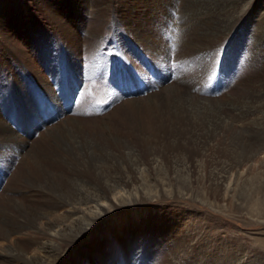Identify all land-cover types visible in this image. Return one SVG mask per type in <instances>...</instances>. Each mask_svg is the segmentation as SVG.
<instances>
[{
    "label": "rangeland",
    "instance_id": "rangeland-1",
    "mask_svg": "<svg viewBox=\"0 0 264 264\" xmlns=\"http://www.w3.org/2000/svg\"><path fill=\"white\" fill-rule=\"evenodd\" d=\"M57 1L0 0V119L1 121L4 120L3 122H6L5 124H8L9 128L15 133L14 141H10V136L3 137V139L0 134V213L5 214L8 219L15 217L20 221L23 218L20 217L21 213L18 209L22 204L23 206L30 204L28 207L33 208V210L38 206L37 209H42V212L44 209L47 211V208L50 210V206L53 204L49 206L47 204L52 203L53 195L45 194L41 190L40 192L32 190L33 184L29 183L31 184L29 185L27 182H30V180L25 179V175L22 176L30 171L34 177L38 176L33 181L45 182V177L37 171V169L40 171L42 166L53 171H61L62 169V172H64L66 170L67 173H64L67 175L73 174V176L71 175V177L69 176L64 180L63 183H66L68 188L71 186L73 190L77 189L76 183L79 180L74 176L75 170L62 166V162L55 161L52 155L54 156L56 153L59 154L61 151L69 149L67 144L76 140L75 136L80 134L76 121L88 122L89 124L86 125L89 131L93 132L99 129L98 125L104 118L109 117L112 124H115L117 128H121H118L119 132H122L121 134L124 136L129 135L128 137L133 138V135L128 130L129 123L127 118L130 111L126 107V103L131 101L153 102V109L150 112L146 111L144 115L147 117V114H150L154 117L159 113L156 110L158 105H161L162 102L163 104L167 103V95L169 94L167 91L169 89L171 93L175 90L178 91L177 95L172 96V101L182 102L189 97H195L203 104L208 105L200 113L199 120L207 124L210 121L212 122L211 124L214 126L204 127L205 130H208L207 132L204 130L203 133L208 137L213 136V138L208 141L206 150L203 151L198 161H196V166L198 167H196L195 171L190 168L189 163L184 164L182 167H176L179 169L175 171L176 168L173 164L172 172L158 170L153 175H147L148 177L146 175L142 176L138 184L136 183L139 188L141 186L142 189L140 188V191L146 187L145 191L152 188L155 192L160 188H157V186H161V183H170L171 188L176 190V194H173L174 196L170 195L169 197L168 194L164 198L159 194L158 197L151 198L141 194L142 198L139 202L123 207L121 210L109 209V214L101 217L104 219H101L99 223L92 219L90 227L87 226L83 232L78 226H74V228L71 226L72 228H67L64 230L65 232L63 231L62 237L52 238L49 235L50 231H47V228L44 227L46 224L43 225V228L41 227V230L44 229L43 232L29 230L27 235L13 234V236H10L11 238L9 237L10 240L9 238L7 239V241L11 242L12 251L4 248L6 242L2 231H6V229L1 227L0 264L23 263L21 254L24 253H21L18 244H16L19 241H22L20 248L24 246L29 253L36 251L34 247L40 246L42 241L46 242L50 248L46 249L43 254L50 257L51 261L49 264H264V121H262L264 120V36H262L264 29L256 25L259 22V11L264 9V0H246L244 6L246 9H243L242 12L239 9L244 5L243 0H234L232 3L235 6L234 10L236 9L242 14L236 15L237 19L235 17L227 19L226 16L222 27L218 31L212 26L213 23L210 25L205 24L208 17H219L218 8H213L212 11L209 10V14L205 13L203 9L204 0H186L187 2L185 0H175L178 6L176 15H180L182 18H174L175 25L170 28V36L167 37L166 43L169 41L167 46L171 53L165 61L164 67H167V72L154 66L153 57H155V54H149L144 44L136 41L130 33H124L121 29L116 28V34H111L113 26H109L110 31L106 28L107 24L111 23L112 18L104 14L99 15V10L101 8L103 10L106 3H108L111 4L113 13H118V17H122L121 6L124 0H102V2L101 0H96L97 6L93 5L95 3L94 0H89L90 3L81 4V7H78L79 0H63L68 7L77 11L79 16H83L84 22L89 21L93 25V29L100 32L97 33L100 36L93 38L94 42H98L97 52L95 53L92 49L86 52L85 47H83L82 51L84 54L86 52V57L82 58V60L79 57L83 55L77 57L83 63L82 68L86 61L85 58H87V61L88 59L89 61H94L96 65L91 67L88 72L84 70L85 68L81 69V74L79 73L78 77L72 76L69 71L68 66L71 60L68 55L69 52L65 51L62 47L63 45H61L62 39L59 37L60 24L51 17V12H54L53 5ZM192 1H194L192 3L194 8L190 6ZM184 3L185 5L188 3V17L186 19H183V16H185L184 12H179L182 10ZM198 5H202V7ZM87 7L90 8L89 11L93 12L90 13V11L87 14ZM151 9L144 13L145 17L150 18L155 15L157 9ZM94 10H96V15ZM162 12L164 13L163 10ZM44 15L46 16L44 17ZM88 15H90V18ZM61 16H63L62 13ZM107 18H109L108 21H106ZM228 21L231 22L229 23ZM191 22L193 23L191 24ZM144 23L146 24V20ZM190 24L193 26L191 27ZM194 26L195 29L193 28ZM145 28L154 30L151 21ZM10 30L13 32H9V34L16 40L17 45L29 55V59L26 61L25 59H20V67L23 70L21 80L18 79L17 73L19 72H17L16 65L10 61L11 53L13 55L16 53L11 48L12 44L9 43L11 37H9L7 31ZM190 30H193L191 35H189ZM159 32V28L155 27L154 40L159 41L161 39ZM77 33L82 35L79 31ZM192 44L194 45L193 47ZM196 44L198 46L195 48ZM213 48L215 49L213 50ZM258 51L261 52L259 53ZM214 53L215 55H213ZM185 55L189 58L196 57L193 60H197L199 65L201 64L203 67L201 69L196 67L195 69V66H190L194 67L191 70L189 66H187L188 69L180 66L176 62L177 58H185ZM207 63L208 65H206ZM259 65L261 67H258ZM29 66L35 67L41 76L48 79V81L52 80V95L40 79L34 73H31V71H34ZM178 70L180 71L178 72ZM178 75H181V77L177 78L176 76ZM14 77L19 81H15ZM159 80L162 81L159 82ZM155 81L156 85L154 86L152 82ZM245 81L248 85L243 83ZM12 85L16 86L21 94L16 92ZM251 87L258 91L260 90L256 95L253 94L252 98L247 99L246 102L252 104L249 103V105L245 102L241 104V109L235 110L230 104L231 100L238 95L241 96L244 90H250ZM24 93L31 99V107L33 109L31 113L28 111ZM178 94L180 99L182 97L183 99L180 100ZM212 108H215V110ZM219 109L224 110V114L219 115ZM243 112L244 114L242 115ZM247 115L248 117L251 115V118H248ZM255 118L257 119L255 120ZM240 119L244 121L246 126L248 125L247 127L250 126L244 133L245 136H249L250 141L248 143H241L239 135L232 134L233 127L241 124L242 121ZM250 119H253L254 123ZM41 121L43 123L40 124ZM210 128L212 129L210 130ZM256 129H259L258 132ZM252 130L254 132H251ZM21 138H23L25 145H23L24 142L20 144ZM259 145L261 146L259 147ZM260 148H262L261 151ZM233 152L236 154L233 155ZM44 153L48 154V156H45ZM250 153L252 156H250ZM229 155L231 157L249 156L254 158L250 159L247 165H241L238 172L231 170L225 173L222 168L227 162ZM43 156L44 158H42ZM103 162L105 163V160L101 163ZM39 163H42V166ZM77 165L80 167L79 164ZM96 165L100 166V162ZM184 166L186 170H189L186 171ZM198 170L199 172H197ZM102 172H109L108 163H106ZM114 173L112 172L111 174L115 176ZM222 177L226 181H223ZM211 181L217 184L215 185L214 183L213 185ZM218 183L222 185H218ZM225 183L227 185L231 183L232 189H227ZM28 191L31 192L28 193ZM91 192H96V190L93 189ZM9 199L15 200L12 202ZM58 216L61 217L62 215L60 216L58 213L56 215L52 214L49 218L42 219V223L56 219L63 220ZM120 218L125 220L123 224H118ZM64 221L68 222L63 220L57 221V223L62 225L65 223ZM70 222H75L72 223L75 225L78 220L75 219L68 223ZM0 224L3 223L0 222ZM130 231H133L132 235ZM179 231H184L187 237L184 240L185 243L177 242L179 244L176 245L173 239L175 237L179 238L176 235ZM188 232H190V235ZM78 233L80 234L74 237ZM126 233L127 236L125 235ZM66 237H71L72 241L69 242ZM23 238H27V240L24 242ZM116 238L123 239V243H118ZM52 240L60 246L59 251L57 250L58 247L53 249L52 243H50L53 242ZM28 243H36V245L28 246ZM76 248L77 250H74ZM140 250L145 253L144 262L137 257ZM128 259H130L129 263ZM28 262L25 264H33Z\"/></svg>",
    "mask_w": 264,
    "mask_h": 264
},
{
    "label": "bare ground",
    "instance_id": "bare-ground-1",
    "mask_svg": "<svg viewBox=\"0 0 264 264\" xmlns=\"http://www.w3.org/2000/svg\"><path fill=\"white\" fill-rule=\"evenodd\" d=\"M187 1H189V0H187ZM187 1L185 0V2H187ZM88 2H89V0H79L78 1V7H81L80 6L81 4L86 5ZM94 2H95L94 4L93 3H91V4H93L94 6H97V1L94 0ZM101 2H102V0H101ZM193 2L194 1H192L190 3L191 4L190 5L191 8H194V7H192V6H194L192 4ZM233 2H234V0H204V4H202V5H203V9L205 10V13H209L208 11L209 10L212 11L213 8L214 9H216V8L219 9L218 10L219 13L217 12L219 14V17H216V16L215 17L213 16L214 18L213 17L212 18L208 17L210 19L207 18V20L205 21V24H208V25H210L212 23L216 24L217 26L213 25V24H212V26L215 28L216 31H218L222 27L223 21L225 20L224 18L226 16H227V19H228V18H231V17H235L238 14L241 15L242 14L241 12L243 11V9H246L244 7L245 4H246L245 3L246 0L242 1V2H244V5L242 6L241 9H239L241 12L236 11V9L234 10L235 6H234V4H232ZM98 5H99V3H98ZM187 5H188V3L186 5L184 3V6L181 8L182 10L179 11V12H182V13L184 12V15L186 17L183 16V19H186L188 17V13H187L188 6ZM202 5H200V6L202 7ZM89 6H91V5H89ZM177 7L178 6L176 5V1L175 0H124V3L121 6L122 17L121 16L118 17V13L114 14L113 11L111 10V8H112L111 4H108V3H106V6H105V8H103V10H101L102 8L100 9V7H98L101 10V12H100L99 9L98 10H99V13H100L99 15L104 14L105 16L112 18L111 23L107 24V27H106L110 31L109 26L110 27L113 26V28H111L112 29V33L111 34H114V33L116 34V28L121 29V31H123L124 33H130L132 35V37L136 41L142 42L144 44V47L146 48V50L148 51L149 54H153L154 53L155 57L157 56L156 58L153 57L154 58V61H153L154 66H156L157 68L159 67L162 70L164 69L165 72H167V70H168V69L166 70L167 67L166 68L164 67L165 66V61L171 55V53L169 52V48L167 46L169 41L166 43L167 37L170 36V33H169V31L171 30L170 28H173V26L175 25V22H174L175 19L174 18H178V17H179V19H180V17L182 18V16H180V15L177 16L176 15V13L178 12ZM151 8L157 9V12L155 13V15L153 17H150V18L145 17L144 13L147 10L151 9ZM89 9L90 8H88V7L86 8V10H87L86 13L87 14H89V12L91 11V10L89 11ZM53 10H54V12H51V17H52L53 20L56 19L59 22V24H60L59 37L62 39L61 45H63L62 47H63V49L65 51L69 52L68 55H69V58H70L71 61H70V65L68 66V68H69V71H70L71 75L72 76H77L81 72V69H83V68H85L84 70L86 72L90 71L91 67L96 65V64H94V61H92V60L89 61V59L87 61V58H85L86 61L84 63V67L82 68L83 63L79 60V58L82 60V58L86 57L87 50L91 51V49H92V51H94L95 53L97 52L96 49L98 48V44H97L98 42L97 43L94 42L93 38L100 36V34H97V33H100V32H97L95 29H93V25H91V23H89V21L88 22H84L83 16H79L77 14V11L72 10L70 7H68L66 5V3H64L63 0H58L53 5ZM162 10L164 11V13L162 12ZM92 12L93 11H91L90 13H92ZM94 12H95V15H96L97 14L96 10H94ZM61 13L63 14L64 17L61 16ZM217 13H213V14H217ZM211 14H212V12H211ZM45 16L46 15H44V17ZM88 16L90 18V15H88ZM72 17H73V19H72ZM93 17H95V16H93ZM156 18H157V20H155ZM100 20H102V19H100ZM108 20H109V18L106 19V21H108ZM142 20H144V21L146 20V24L144 23V21L142 22ZM150 21L152 22V27L154 26V30L151 29V28H148V29L145 28V26ZM51 22H52V20H51ZM95 22H96V20H95ZM185 22H187V21H185ZM55 23H57V22H55ZM192 23L193 22H191V24ZM191 24H190V26H191ZM233 25H234V23H233ZM256 25H258L257 27L264 29V9L259 11V22ZM155 27H157V29L159 28V30H160L159 33L161 35V39L159 41L153 39V36H154L153 33L155 32ZM99 28L101 29V27H99ZM102 28H103V26H102ZM193 28L195 29V26ZM108 30H107V33H108ZM113 30H114V32H113ZM77 31L81 32L83 36L81 34H78ZM190 31L191 32L189 33V35L192 34L193 30H190ZM9 32L12 33L13 31L12 30L7 31L8 34H9ZM57 32H58V30H57ZM194 33H196V32H194ZM157 35H159V34H157ZM262 36H264V34ZM9 37H11V39H10V42L9 41L8 42L12 44L11 48H13V50L16 52L15 53L16 55L15 54L13 55V53H11L10 61L12 62V64L16 65V67L18 69L17 72H19V73H17V76L19 77L18 79L21 80L22 79V75H23V70H21L22 68L20 67V65H21L20 64V59H25V61H26L27 59H29V57H28L29 55H27V53H26V51L24 49H22L21 47H19L17 45L16 40L13 39V36L11 34H9ZM216 38H218V37H216ZM162 39H163V42H162ZM171 39H172V37H171ZM188 40H190V39H188ZM193 46L194 45L192 44V47ZM196 46H198V45L196 44L195 48H196ZM252 46H256V45H252ZM83 47H85V50H86L85 54L82 51ZM199 47H197V48H199ZM209 47H211V46H209ZM254 48H256V47H254ZM188 49H190V48H188ZM214 49L215 48H213V50ZM185 50H187V49H185ZM190 50H188V51L190 52ZM94 52H93V55H94ZM215 53L213 55H215ZM189 54H191V53H189ZM80 55L81 56L83 55V56L79 57L77 59V57L80 56ZM186 55H185V58L184 57H180L179 59L177 58L176 62H178L180 66L185 67V68H187V66H189V67L190 66H195V69H196V67H198L200 69L203 67L201 64L199 65V62L197 60H195V61L193 60L196 57L189 58L188 56L186 57ZM203 56H205V55H203ZM205 59H207V57H205ZM31 65L33 66V64H31ZM206 65H208V63ZM32 66L31 67L29 66L34 71V72L31 71V73H34V75H36V77H38L40 79L42 84L51 93V89H53L52 88L53 86L51 87V81L52 80L48 81V79H46L45 77H42L41 74L38 72V70H36L35 67L33 68ZM256 66H257V64H256ZM8 67H9V65H8ZM258 67H261V66L259 65ZM25 68H28V67H25ZM191 68H194V67H190V69ZM209 69H211V68H209ZM191 70H193V69H191ZM204 70H205V67H204ZM204 70H203V72H204ZM179 71L180 70H178V72ZM190 74H192V73H190ZM176 77L180 78L181 75H178ZM18 79L16 77H14L15 81L18 80ZM163 79H164V77H163ZM162 80H159V82H161ZM5 81H7V80H5ZM243 83H246V81L243 82ZM152 84L155 86L156 85V81L152 82ZM233 84H235V83H233ZM247 85H245V86H247ZM12 86H14V85H12ZM152 88H154V87H152ZM14 90L16 92H18L19 94H21L19 92V89L16 86H14ZM22 90H24V89H22ZM178 90H179V87H178ZM155 91H157V90H155ZM259 91L256 90V89H253L252 87H251L250 90L249 89L248 90H244L242 95L241 96L238 95L237 97H234L231 100L230 104L232 105V107H234L235 110H239L242 107L241 104L245 103L247 101V99H250V97L253 94L256 95L257 93H259ZM167 92L169 93L167 95V100H166L167 103L163 104V102H162L161 105H158L156 110H158L159 113L157 114V116H154V117L151 116L150 114H147L148 115L147 116L148 118H147L144 115V114H146L145 113L146 111L150 112L153 109V106H154L153 102L142 103V101L134 100V101H131L130 103H126L127 104L126 107L130 111L129 116L127 118L128 119L127 122L129 123L128 124V128H129L128 130L133 135V138L132 137H128L129 135L128 136H124L123 134H121L122 132L120 133L119 132L120 130H118V128H120V127L117 128V126H115V124H112V121L109 119V117L108 118H104L102 120V122L100 123V125H98L99 129L96 130V131H93V132L89 131V129H88L87 125H86V124H89L88 122H86V121H76V125H77V128L79 129L80 134L78 136H75V134H74V136L76 137V140L74 142H72L73 139H71L72 143L68 142L69 144H67V145H68L69 149H65L64 151H61L62 153L60 152L59 154L58 153H56V154L54 153L55 155L54 156L52 155V158H54L55 161H57L59 163L62 162V164H63L62 166L68 167L69 169H71L73 171L75 170L74 176H75L76 179L79 180L76 183V186H77L76 188L77 189L73 190L72 189L73 187H71V186L68 188L67 184L63 183L64 180H66L69 176L71 177V175L73 176V174L67 175V174H65V173H67L66 170L64 171L65 172L64 173V172H62V169H61V171H56L54 168L53 169L55 171L50 170V168L47 169V168L42 166V163H39L42 166V168L40 169V171L37 169V171L40 172L45 177L44 178L45 182H35V181H33L38 176L36 174H34V175H36L34 177L33 174H31V172L28 171V170H27L28 172L26 174L22 175V173H21L22 176L25 175V177H24L25 179L30 180V182H27L28 184L29 183L33 184V187L31 186L33 188L32 190H36L38 192H40V190H41V191H44L45 194L48 193L50 195H53L52 203H50V204L46 203L48 206L51 205V204H53V205L50 206L52 209L50 208V210H48V208H47V211H45V209L43 208L44 210L42 212L41 211L42 209L41 210H40V208L37 209L38 206L36 207L35 210H33V208L31 209V207H28L30 204L28 206L26 204L23 206V204H22L20 206V208L18 209L19 212L21 213V216L20 215L19 216L23 218V220H20V221L17 220L15 217L8 219V218H6L5 214L0 213V222L3 223V224H0V229H1V227H2V229L3 228L6 229V231H2V235H3L4 241L6 242V244L8 242V245L6 246V244H5L4 248L6 250H8V251L9 250L12 251V246L10 244L11 242H9V240L11 238L10 236L11 235L13 236V234H17V235L26 234L27 235V234H29V233H27L29 230H39V231L43 232L44 229L43 230H41V229L43 228V225H45V224L46 225L44 227L47 228V231H50V233L49 232L48 233H49V235L52 238L53 237H57V236H61L62 237L63 233L65 232L64 230H66L67 228H72L71 226H73V228H74V226H78L81 229V231L83 232L86 229V227L90 225V223L92 222L91 221L92 219H93V221L95 219L96 222L99 223L101 219H104V218H101L103 215H108L109 214V212H108L109 209H114L116 211V210L123 209V207L129 206V205L131 206V204H135L136 202H139V200H141V198H142L141 194L150 196L151 198H156V197L159 196V194L162 197H164L165 195H168V194H169V197H170V195L176 194V190L175 189L173 190V188H171V184L170 183H165V182L163 184L161 183V186L160 185L157 186V188L158 187H160V188H158V190L156 192L153 191L154 189H152V188L150 190H148V191H145L144 189L146 187L142 191H140L139 189L141 188V186L139 188V185H137V184L140 181V178H142V176H144V175H146V176L147 175L148 176L153 175V173L158 172V170H160V171L161 170H167L168 172L169 171L172 172L173 171L172 168L174 167V166H172L173 164L175 165V168H176V167H179V166L182 167L184 164L189 163L190 168L192 170L194 169V171H195L196 167H198V166H196V161H198V158H200V156L202 155L203 151L206 150V147L208 146V141L213 138V136L208 137V136H206L205 133H203V131L205 130L204 127H207V126L211 127V126H214V125L211 124L212 123L211 121H210L209 124H207V123H203L201 120H199L200 113H202V110L206 109V106H208V105H206L205 103H204L205 104L204 105L201 101H199L197 98L192 97V96H191L192 98H190V97L187 98V96H186L187 99H185L182 102L181 101H176V100L172 101L171 100L172 96L177 95L178 91L175 90L174 92L171 93V90L169 89ZM24 95L26 96L25 93H24ZM51 95H52V93H51ZM178 96H179V94H178ZM227 98H229V97H227ZM261 98H262V96H261ZM179 99H180V96H179ZM181 99H183V97ZM30 100L31 99L27 95L26 96V102H27V105H28V111L31 113L33 111V109L31 107L32 103H31ZM262 101H263V99H262ZM249 103H247V104H249ZM250 104H252V103H250ZM244 108H245V105H244ZM250 108H252V107H250ZM254 108H258V107H254ZM212 109L215 110V108H212ZM216 110H217V108H216ZM259 110H261V109H259ZM123 111H124V109H123ZM210 111H211V109H210ZM214 113H215V111H214ZM218 114L219 115L224 114V110H220ZM218 114H217V117H218ZM243 114H244V112L242 113V115ZM123 115H125V114H123ZM125 116H127V115H125ZM202 117H203V115H202ZM247 117H248V115H247ZM258 117H261V116H258ZM236 118H238V117H236ZM252 118H254V117L252 116ZM144 119H145L146 123L144 122ZM246 119H244V120H246ZM256 119L257 118H255V120ZM259 119H261V118H259ZM123 120H124V118H123ZM250 120H251V122L254 121L253 119H250ZM3 121L4 120L1 121V119H0V125H1L0 126V131H1L0 134H1V138L6 137V136H10L9 137L10 141H14L15 133L13 132V130H11L9 128L8 124H5L6 122L4 123ZM262 121H264V120H262ZM248 122H250V121H248ZM41 123H43V122L41 121L40 124ZM36 126H37V124H36ZM247 126L244 124V121H242L239 126L233 127V133L232 134H234V135L238 134L241 143L242 142L243 143L244 142L248 143V141H250L249 140V136L248 135L245 136V134H244L250 128V126L249 127H247ZM253 128H254V126H253ZM211 129L212 128H210V130ZM207 130H205V131L207 132ZM258 130H257V132H258ZM251 132H254V130H252ZM45 134H47V133H45ZM24 139H26V138H24ZM6 140H8V139H6ZM65 140H67V139H65ZM19 142H20V144L23 143L24 142L23 138H21ZM23 145H25V142L23 143ZM261 145H259V147ZM263 146H264V144H263ZM262 148H260V151H261ZM251 151H253V150H251ZM255 152L257 153V151H255ZM1 153L3 154V152H1ZM52 154H53V152H52ZM232 154L234 155L236 153L233 152ZM44 155L48 156V154H45V153H44ZM240 155H242V154H240ZM250 156H252L251 153H250ZM1 157H2V155H1ZM49 157H51V156H49ZM42 158H44V156ZM253 158L254 157L250 158L249 156L231 157V155H229V158H227V162H225L222 170L225 173H228L231 170H234V171L238 172L241 165H243V164L247 165L249 163L250 159H253ZM103 160H105V163L104 162L101 163ZM99 162H100V166L96 165ZM201 162H203V161H201ZM106 163H108V171L109 172L103 173L102 169L104 168ZM77 164H79L80 167H78ZM201 164H203V163H201ZM201 164H200V166H201ZM34 168H36V167H34ZM39 168H40V166H39ZM184 168L186 170L185 166H184ZM176 169H175V171H178L179 168L177 170ZM187 170H189V169H187ZM179 171H181V170H179ZM112 172H115L114 173L115 176L113 174H111ZM162 172H164V171H162ZM197 172H199V170ZM18 173H20V172H18ZM32 173H33V171H32ZM102 173L103 174L108 173V174L103 175ZM223 177H222V179H223ZM20 178H22V177H20ZM20 178H18L19 181H21ZM216 178H218V177H216ZM14 179H16V178H14ZM147 179H149V178H147ZM163 179H165V178H163ZM218 179H217V182H218ZM224 180L225 179H223V181ZM68 181H70V180H68ZM215 181H216V179H215ZM230 181H231V178H230ZM232 181H233V179H232ZM23 182H25V181H23ZM211 183H212V181H211ZM214 183H212V184L214 185ZM216 184L217 183H215V185ZM220 184L218 183V185H220ZM29 185H31V184H29ZM29 185H27V186H29ZM150 186H152V185H150ZM24 187L26 188L25 185H24ZM231 187H233L231 183H229L226 186L227 189H229ZM34 188H37V189H34ZM8 189H10V188H8ZM93 189H95L96 192H91ZM143 191H145V192H143ZM30 192L31 191H28V193H30ZM225 192H223V193H225ZM226 195H227V193H226ZM28 197H30V196H28ZM225 197H227V196H225ZM15 199H13V200H15ZM9 200L14 202L12 199H9ZM36 204H34V205H36ZM37 205H39V204H37ZM15 206L17 207V205H15ZM4 213H6V212H4ZM56 213H58L60 216L62 215L61 217H59V216L58 217L62 218L63 220H66V221L69 222V221H73V220L77 219L78 222H77V224L73 225L72 223H75V222H70V223L67 222L66 223L64 221L65 223H63L61 225V224L57 223V221H63V220L56 219V220H52L51 222H47V223H44V224L42 223V219L49 218L52 214L56 215ZM55 217H54V219H55ZM122 218H125V217H122ZM122 218H120L118 220V224H123V222H125V220L122 219ZM92 228H94V227L92 226ZM81 231H80V233H81ZM130 232H131L130 234L132 235L133 231H130ZM70 233H71V231H70ZM80 233L75 234L74 237H77ZM188 234L190 235V232H188ZM125 235L127 236V233ZM176 235L179 236V238L175 237L173 239L174 242L176 243V245L179 244L177 242H184V240L187 237L184 231H181V232L179 231ZM0 236H1V234H0ZM8 238H9V240L7 241ZM14 239H15V236H14ZM66 239L69 242L72 241L71 237L70 238L66 237ZM79 239H81V238H79ZM17 240H19V239H17ZM26 240H27V238L26 239L23 238L24 242ZM116 240H117L118 243H123V239H121L122 240L121 241L120 239L116 238ZM4 241H3V243H4ZM74 242H76V241H74ZM50 243H52L53 249H55V247H58L57 250L59 251L60 246L57 245V243H55L54 241L50 242ZM16 244H18V247H19V250L21 251V253L22 252L24 253V254H21L22 257H23V261L22 262L24 264L27 261H29V262H31L33 264H49L50 263V261H51L50 257L47 254H46L47 256H45L43 254L46 249L48 250L50 248V246L47 245L46 242L42 241L40 246L39 245L37 247L35 246L34 248H35L36 251H34L33 253H29V251H27L28 249L24 248L23 245H22L23 247L20 248L21 244H22V241H19ZM28 244H29L28 246L36 245V243H28ZM175 246H174V248H175ZM186 246H188V245H186ZM177 249H179V248H177ZM74 250H77V248L74 249ZM143 253L144 252L142 250H140V253H138V255H137V257L141 258L142 261L145 260V258H146L145 253L144 254ZM128 258H129V255H128ZM129 260L130 259H128V263L130 262Z\"/></svg>",
    "mask_w": 264,
    "mask_h": 264
}]
</instances>
